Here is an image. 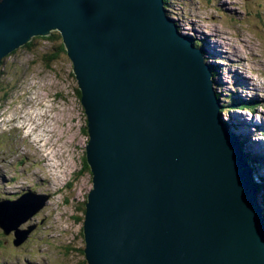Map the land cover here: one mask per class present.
<instances>
[{
    "label": "water",
    "instance_id": "water-1",
    "mask_svg": "<svg viewBox=\"0 0 264 264\" xmlns=\"http://www.w3.org/2000/svg\"><path fill=\"white\" fill-rule=\"evenodd\" d=\"M60 34L86 116V264H264V221L210 66L164 0H0V61ZM0 200V229L45 206Z\"/></svg>",
    "mask_w": 264,
    "mask_h": 264
},
{
    "label": "rangeland",
    "instance_id": "rangeland-1",
    "mask_svg": "<svg viewBox=\"0 0 264 264\" xmlns=\"http://www.w3.org/2000/svg\"><path fill=\"white\" fill-rule=\"evenodd\" d=\"M165 8L179 32L205 49L204 62L216 67L211 79L221 119L227 123V118L237 116L239 123L232 124L242 135L248 134L239 124L245 119L259 123L264 88L252 91L240 79L250 78L260 87L264 81V0H165ZM208 41L217 43L218 51L209 49ZM33 43L29 49L13 51L0 64V200H13L31 190L49 198L19 225L34 227L20 245H13L12 231L5 235L0 229V264H81V204L92 186L83 164L86 116L66 53H59L47 66L43 54L53 52L55 43L40 39ZM229 74L238 85H223ZM235 104L245 109L233 108ZM261 138L264 135L252 136Z\"/></svg>",
    "mask_w": 264,
    "mask_h": 264
},
{
    "label": "bare ground",
    "instance_id": "bare-ground-1",
    "mask_svg": "<svg viewBox=\"0 0 264 264\" xmlns=\"http://www.w3.org/2000/svg\"><path fill=\"white\" fill-rule=\"evenodd\" d=\"M222 3L225 4L224 2H222ZM207 46L212 51H218L217 43H211L208 41ZM218 46H219V44H218ZM200 50H201L202 54L204 55L205 49H200ZM237 59H238V61L241 60L240 58H237ZM235 63L236 64H242V62L237 63L236 59H235ZM209 66L211 69L214 65L209 64ZM235 74L237 75V72H235ZM236 75H235V77H236ZM233 76H234L233 74H229L228 80L225 81L223 83V85L224 86L238 85L239 83L234 82L232 80H229V78H231ZM212 78H213V74H212ZM240 81H243L242 83L249 85L248 88L250 87L252 89V91H256L257 89H260L262 87L264 88V84H263L264 81H261V80L259 82L261 84V87L258 84L257 85L254 84V82L252 83V80L250 78H246L243 76L241 77ZM262 116H264V112L262 113ZM262 116H261L259 123H254L253 119H249V121H251V122H248V119H245L244 123L239 124L240 127H241V125H243L242 129L248 133L246 135H242V132L239 130V128L233 125V124L239 123V121H237L238 120L237 116L234 115L232 119L227 118L226 124H227V128H228L229 132L234 134V136L237 139L241 149H242V146L244 144L243 148L245 149L246 152H248L247 154H250L249 159L251 162L250 163L251 167H250L249 172H250V175L252 176V178H254L255 185L257 186L258 204L260 206L264 207V203L261 199V197H264V178L262 176L263 172H264V139H262V138H261V140L252 139L253 135H258L259 137H261V136L263 137V135H264V118ZM232 122H233V124H232ZM245 124H248L250 126V127L248 126V128H249L248 131L245 130ZM231 127L233 129L235 128L236 130L234 129L235 130L234 131ZM248 135H249V138H251V141L247 138ZM249 141L251 142L250 148L248 147ZM262 207H261V210H262ZM262 212L264 213V210H262Z\"/></svg>",
    "mask_w": 264,
    "mask_h": 264
},
{
    "label": "trees",
    "instance_id": "trees-1",
    "mask_svg": "<svg viewBox=\"0 0 264 264\" xmlns=\"http://www.w3.org/2000/svg\"><path fill=\"white\" fill-rule=\"evenodd\" d=\"M164 2H165V0H164ZM36 39L49 40V41H52L53 43H55L54 51L53 52H48V53H44L43 54V61L45 62V64L47 66H49V64H50V62L52 60H54V59L57 58V56H58L59 53H61V52H64L65 53L64 47H63L62 42H61L60 34L58 32H56V31H53L50 35L45 36V37H34V38H32V40L30 42L26 43L23 47L28 48V49L31 48L33 46V44H34L33 43L34 40H36ZM192 43H193V45L195 47H198L196 45V43H194L193 41H192ZM199 49H201V48H199ZM1 61H0V64H1ZM215 70H216V67L213 66L211 68L212 74H214V71ZM76 91H77V95L79 97L80 96L79 91L77 89H76ZM216 97H217V99H219L218 94H216ZM236 106H240V105H237V104L232 105L233 108H235ZM245 106L246 107H249V105H245ZM236 108H239V107H236ZM220 112H221V110H220ZM246 157H247V161H248L249 167H251V164H250L251 162H250V159H249L247 153H246ZM83 164H84V169L87 170V171H89L88 166H87L86 161H85V156L83 158ZM262 201L264 203V197H262ZM83 206H84V202L81 204V207L83 209V214H84V208H83ZM263 221H264V215H263ZM79 251H80L81 254H83V248H80ZM85 262L86 261L84 259V260H82L81 264H86Z\"/></svg>",
    "mask_w": 264,
    "mask_h": 264
},
{
    "label": "flooded vegetation",
    "instance_id": "flooded-vegetation-1",
    "mask_svg": "<svg viewBox=\"0 0 264 264\" xmlns=\"http://www.w3.org/2000/svg\"><path fill=\"white\" fill-rule=\"evenodd\" d=\"M76 94H77V91H76Z\"/></svg>",
    "mask_w": 264,
    "mask_h": 264
}]
</instances>
